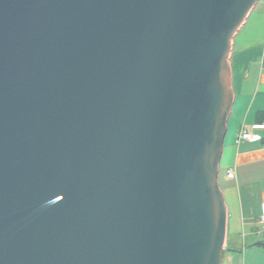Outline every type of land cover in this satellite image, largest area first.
<instances>
[{
	"label": "water",
	"instance_id": "95a60500",
	"mask_svg": "<svg viewBox=\"0 0 264 264\" xmlns=\"http://www.w3.org/2000/svg\"><path fill=\"white\" fill-rule=\"evenodd\" d=\"M260 0H0V264H222L232 39Z\"/></svg>",
	"mask_w": 264,
	"mask_h": 264
},
{
	"label": "crops",
	"instance_id": "0c3cea01",
	"mask_svg": "<svg viewBox=\"0 0 264 264\" xmlns=\"http://www.w3.org/2000/svg\"><path fill=\"white\" fill-rule=\"evenodd\" d=\"M229 67L234 103L218 174L227 211L222 264H264V129L262 141L236 143L240 130L264 126V0L232 39Z\"/></svg>",
	"mask_w": 264,
	"mask_h": 264
},
{
	"label": "built area",
	"instance_id": "2783aa9c",
	"mask_svg": "<svg viewBox=\"0 0 264 264\" xmlns=\"http://www.w3.org/2000/svg\"><path fill=\"white\" fill-rule=\"evenodd\" d=\"M264 129L263 125H254L250 130L242 129L236 136V143L241 142H259L263 140V136L259 133L260 130ZM227 179H234L235 174L232 170H228L226 174ZM259 223L264 225V207L262 208V214L259 218Z\"/></svg>",
	"mask_w": 264,
	"mask_h": 264
}]
</instances>
